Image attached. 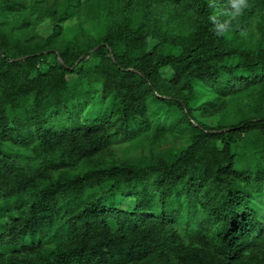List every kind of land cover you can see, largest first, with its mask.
Masks as SVG:
<instances>
[{
  "label": "trees",
  "instance_id": "trees-1",
  "mask_svg": "<svg viewBox=\"0 0 264 264\" xmlns=\"http://www.w3.org/2000/svg\"><path fill=\"white\" fill-rule=\"evenodd\" d=\"M248 3L218 36L228 0H0V264H264Z\"/></svg>",
  "mask_w": 264,
  "mask_h": 264
},
{
  "label": "clouds",
  "instance_id": "clouds-1",
  "mask_svg": "<svg viewBox=\"0 0 264 264\" xmlns=\"http://www.w3.org/2000/svg\"><path fill=\"white\" fill-rule=\"evenodd\" d=\"M212 4L213 0H209L208 7L216 9L217 7H213ZM248 7V0H228L227 6L214 11L209 15L208 20L214 25V31L218 36H227L232 31L233 21L238 20ZM221 15L227 17V19L220 20ZM45 22L50 23V18Z\"/></svg>",
  "mask_w": 264,
  "mask_h": 264
},
{
  "label": "rangeland",
  "instance_id": "rangeland-1",
  "mask_svg": "<svg viewBox=\"0 0 264 264\" xmlns=\"http://www.w3.org/2000/svg\"><path fill=\"white\" fill-rule=\"evenodd\" d=\"M38 32L40 33V35L42 37L47 38L53 34L52 26L47 24V23H41L38 26ZM163 74L169 80L173 79V74L170 70H164ZM94 90H95L94 106L92 108H91V106L88 107V109L85 112V114L87 115L86 117H88L90 115L97 116L100 113L101 104L103 101V93H102V90L100 87H94ZM196 116L199 118L198 115H196ZM86 117L84 115V118H86ZM207 124L210 126H216L217 122L216 121H207ZM169 145H170V143H169ZM126 147H128V144H126V145L114 144L112 148L116 152L117 156L122 157L123 148H126ZM133 156H134V154H133ZM254 201L256 202L257 205L262 206L261 209L264 210V193L261 195L255 196Z\"/></svg>",
  "mask_w": 264,
  "mask_h": 264
}]
</instances>
